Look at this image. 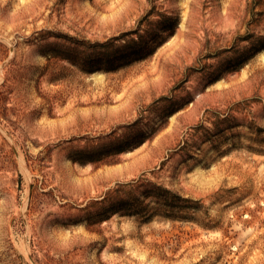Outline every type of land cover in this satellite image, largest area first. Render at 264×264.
<instances>
[{"label": "rangeland", "instance_id": "374dc122", "mask_svg": "<svg viewBox=\"0 0 264 264\" xmlns=\"http://www.w3.org/2000/svg\"><path fill=\"white\" fill-rule=\"evenodd\" d=\"M0 42V264H264V0H0Z\"/></svg>", "mask_w": 264, "mask_h": 264}, {"label": "trees", "instance_id": "16d2710c", "mask_svg": "<svg viewBox=\"0 0 264 264\" xmlns=\"http://www.w3.org/2000/svg\"><path fill=\"white\" fill-rule=\"evenodd\" d=\"M140 39L130 38L125 43H121L118 45L120 49L125 52V55H122V57H132L131 61L133 59H136L137 55H140L142 53L143 49V42L141 41V38H143L142 35L139 37ZM74 43H77V40H72ZM110 41H107L106 43H95L92 45V47L86 46L87 42H78L76 48L72 49L73 54H78L79 51H82V57H81V64L77 65L80 69L92 72L94 70H97L99 65L103 62V65H105L106 70H113L114 69V59H113V52L112 49L108 47ZM108 44V45H107ZM107 45V46H106ZM112 47L115 46L114 44L111 45ZM78 47V52H77ZM81 47H84L83 49H80ZM101 47V48H100ZM106 47V48H102ZM91 48L92 50H90ZM100 49V50H99ZM111 49V50H110ZM130 51V52H129ZM72 52H69L71 55ZM128 52L130 53V56H128ZM58 53V52H56ZM0 54L1 58L6 57L8 55V48L0 42ZM54 57H57L56 54H54ZM0 58V59H1ZM66 58L70 59V56H66ZM71 60V59H70ZM74 63V62H73ZM51 64V59L48 60L45 67L43 68V71L40 73V77L42 76H48L50 81H56L59 79L58 74H52L50 71L49 65ZM45 98V97H44ZM5 98L0 99V103L4 101ZM4 119H7L6 116L2 115Z\"/></svg>", "mask_w": 264, "mask_h": 264}]
</instances>
